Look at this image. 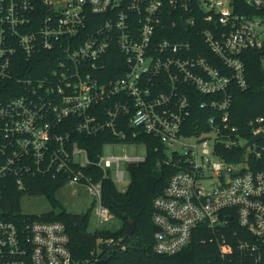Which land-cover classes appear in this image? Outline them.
I'll return each mask as SVG.
<instances>
[{"label": "built area", "instance_id": "2783aa9c", "mask_svg": "<svg viewBox=\"0 0 264 264\" xmlns=\"http://www.w3.org/2000/svg\"><path fill=\"white\" fill-rule=\"evenodd\" d=\"M248 51L264 53V0H0V190L51 177L108 223L104 182L130 184L151 137L175 169L155 251L196 239L216 247L206 264H264V117L232 122ZM105 133L146 155L92 159L75 140ZM69 244L60 222L0 220V264H74Z\"/></svg>", "mask_w": 264, "mask_h": 264}, {"label": "trees", "instance_id": "16d2710c", "mask_svg": "<svg viewBox=\"0 0 264 264\" xmlns=\"http://www.w3.org/2000/svg\"><path fill=\"white\" fill-rule=\"evenodd\" d=\"M263 58L264 53L259 51H248L243 56L250 89L244 93L235 90L232 106V122L240 128L253 118L264 117ZM24 67L21 66L22 69ZM75 140L88 150L92 159L102 154L104 146L116 142L107 133L90 138L77 136ZM141 141L147 143V158L144 163L129 168L131 182L127 190L118 191L111 180H106L103 185V204L121 222L117 230L90 231L93 208L80 214L69 212L57 197L63 184L51 177L28 180L25 194L9 188L0 190V220L21 223L25 219L28 222L40 220L64 224L70 237L69 248L74 264H91L97 258H107L106 264H206L215 257L216 247L202 245L196 239L175 255H161L155 251L157 228L153 223V203L163 195L175 169L165 163L164 147L158 140L143 137ZM258 163L264 165V159ZM25 196L44 197L50 204V211L21 217ZM130 221L135 223L136 230L126 238L125 230ZM110 240L114 241L113 249L106 244Z\"/></svg>", "mask_w": 264, "mask_h": 264}, {"label": "rangeland", "instance_id": "374dc122", "mask_svg": "<svg viewBox=\"0 0 264 264\" xmlns=\"http://www.w3.org/2000/svg\"><path fill=\"white\" fill-rule=\"evenodd\" d=\"M264 67V65H263ZM104 156H124L125 154L132 157H144L146 155V149L144 146H106L103 152ZM129 180L126 174V180L124 183L116 184L117 190L120 192H125L128 188ZM77 190L76 194L74 191ZM58 200L63 203L65 208L74 214H80L86 212L90 208V197L88 193L80 188L66 187L57 193ZM22 211L28 215H41L42 213L50 211L51 207L49 202L44 197H24L22 199ZM111 220L108 223L99 224L94 213L90 220V231L94 232L96 229H108L117 230L120 225L119 219L111 215Z\"/></svg>", "mask_w": 264, "mask_h": 264}, {"label": "water", "instance_id": "95a60500", "mask_svg": "<svg viewBox=\"0 0 264 264\" xmlns=\"http://www.w3.org/2000/svg\"><path fill=\"white\" fill-rule=\"evenodd\" d=\"M263 138V135H259L258 137L254 138L251 142H250V145H253L255 142H257L258 140L262 139ZM136 230V225L134 222L130 221L127 226H126V230H125V237L128 238V237H131L134 232ZM118 245H116L115 247H117ZM108 262V259L105 258L99 262H97L96 264H106Z\"/></svg>", "mask_w": 264, "mask_h": 264}, {"label": "crops", "instance_id": "0c3cea01", "mask_svg": "<svg viewBox=\"0 0 264 264\" xmlns=\"http://www.w3.org/2000/svg\"><path fill=\"white\" fill-rule=\"evenodd\" d=\"M74 192H75L76 194L78 193L77 190H75ZM90 208H92V207H91V202H90ZM90 208H89V209H90ZM89 209H87V210H89ZM82 213H83V212H82ZM119 226H121V222H120V225H119Z\"/></svg>", "mask_w": 264, "mask_h": 264}]
</instances>
